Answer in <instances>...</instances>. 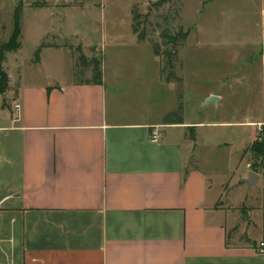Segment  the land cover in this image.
<instances>
[{
    "label": "crops",
    "instance_id": "1",
    "mask_svg": "<svg viewBox=\"0 0 264 264\" xmlns=\"http://www.w3.org/2000/svg\"><path fill=\"white\" fill-rule=\"evenodd\" d=\"M48 1L34 11L66 17L90 7ZM134 4L128 28L141 45ZM37 52L43 78L20 74L14 86L10 79L0 104V264H264V237L257 240L250 226L254 211L248 219L240 212L247 199L234 211L218 208L224 182L194 162L204 122L187 117L184 79L159 77L154 110L149 84H124L111 68L100 83L78 80L66 43L43 42ZM211 96L221 99L209 91L201 102ZM180 106L182 122H164ZM156 126L161 136L153 141ZM249 172L239 180L246 186ZM259 181L257 173L253 186ZM237 218L246 243L230 234Z\"/></svg>",
    "mask_w": 264,
    "mask_h": 264
},
{
    "label": "rangeland",
    "instance_id": "2",
    "mask_svg": "<svg viewBox=\"0 0 264 264\" xmlns=\"http://www.w3.org/2000/svg\"><path fill=\"white\" fill-rule=\"evenodd\" d=\"M72 2L90 7L61 17L46 10L34 11L36 6L50 4L48 0H0V44L13 33L15 9L20 5L23 10L22 49L8 53L3 63L12 85L20 74L28 80L43 78L46 71L36 62L43 42L72 47L78 80H96V61H100L102 71L111 68L124 84H149L154 110L159 109L161 96L159 77L184 79L187 117L204 122L193 142L197 148L194 162L213 172L217 182H224L216 206L234 211L233 204L245 197L240 212L248 219V212L254 211L252 233L257 240L264 237V156L256 152L264 143V0ZM134 2L141 13L139 29L146 34L141 45L132 42L128 28L129 5ZM181 27L188 32L185 43L166 46L162 34L175 35ZM110 34L121 39L116 41ZM154 46L162 52L176 51L171 57L173 68L165 57L158 60ZM54 60L60 61L59 57ZM65 61L67 70L68 59ZM209 91L217 92L221 99L217 96L216 101L204 105L206 100L202 103L201 99ZM2 97L0 94V104L6 105L7 99ZM246 169L260 173V181L251 189L239 181ZM235 233H239L240 242H248L239 218L230 229L232 236Z\"/></svg>",
    "mask_w": 264,
    "mask_h": 264
},
{
    "label": "trees",
    "instance_id": "3",
    "mask_svg": "<svg viewBox=\"0 0 264 264\" xmlns=\"http://www.w3.org/2000/svg\"><path fill=\"white\" fill-rule=\"evenodd\" d=\"M22 13L23 10L21 9V6L19 5L16 9H15V14H14V30L13 33L11 34L10 38L8 39L7 42L5 43H1L0 44V94L4 95L7 93V91L9 90V75L7 74V72L4 70L3 68V63L7 60V54L10 52H16L21 48V36H22V28H21V17H22ZM132 17H133V23H132V28L134 33L137 34L138 39L140 42H144L146 39V34L144 33V31H140V26L141 23L139 21L140 17H141V13L139 12L137 5H134L132 8ZM188 37V32L184 31L182 29V27L178 30L177 34L172 35L168 32H166L165 34H162L161 38L166 40V43H164L166 46L171 44H184L186 39ZM176 51L173 53L171 51H168L167 49H165V51H161L160 48L158 46H154V54L158 57H165L168 64L170 65V68H173V64L171 62L172 60V56L173 54H175ZM39 54V52H38ZM37 54V58L39 57V55ZM83 62V61H82ZM97 64V73H96V82L100 83L101 82V76H102V69H101V63L100 61H96ZM165 69V68H164ZM170 79H174L177 80L178 82H181V79L176 78L175 76H171L168 77V80ZM179 98L182 99L183 98V94L182 92H180L179 94ZM182 116H183V106H180L178 108V110L173 111L169 114H167L164 117V122H182ZM194 137V135L192 134V138ZM258 145V143H255L254 146L256 147ZM254 150L256 151L257 149V153H259L261 156H264V143L261 144L260 148H256Z\"/></svg>",
    "mask_w": 264,
    "mask_h": 264
},
{
    "label": "built area",
    "instance_id": "4",
    "mask_svg": "<svg viewBox=\"0 0 264 264\" xmlns=\"http://www.w3.org/2000/svg\"><path fill=\"white\" fill-rule=\"evenodd\" d=\"M14 111L16 113V115H19L20 111H21V104L18 100H16L14 102ZM161 136V130H160V127L156 126L154 127V129L152 130L151 132V137H152V140L153 141H158L159 138ZM258 250L261 254H264V241H261L259 243V247H258Z\"/></svg>",
    "mask_w": 264,
    "mask_h": 264
},
{
    "label": "water",
    "instance_id": "5",
    "mask_svg": "<svg viewBox=\"0 0 264 264\" xmlns=\"http://www.w3.org/2000/svg\"><path fill=\"white\" fill-rule=\"evenodd\" d=\"M216 100H217V96H211L208 99H206L205 104L212 103L213 101ZM256 179H257V173L255 171H250L248 174V178L245 181L249 189L256 183Z\"/></svg>",
    "mask_w": 264,
    "mask_h": 264
}]
</instances>
